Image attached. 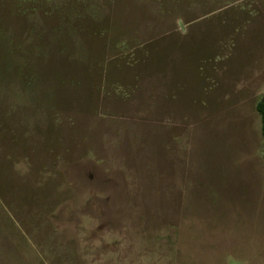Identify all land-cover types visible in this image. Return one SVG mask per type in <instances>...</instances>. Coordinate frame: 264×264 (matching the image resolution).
Instances as JSON below:
<instances>
[{"label":"rangeland","instance_id":"rangeland-1","mask_svg":"<svg viewBox=\"0 0 264 264\" xmlns=\"http://www.w3.org/2000/svg\"><path fill=\"white\" fill-rule=\"evenodd\" d=\"M264 0H0V264H264Z\"/></svg>","mask_w":264,"mask_h":264},{"label":"trees","instance_id":"trees-1","mask_svg":"<svg viewBox=\"0 0 264 264\" xmlns=\"http://www.w3.org/2000/svg\"><path fill=\"white\" fill-rule=\"evenodd\" d=\"M257 111L261 115V122H262V135L264 139V94L260 97L256 105Z\"/></svg>","mask_w":264,"mask_h":264}]
</instances>
